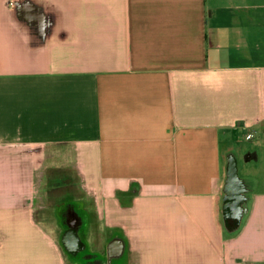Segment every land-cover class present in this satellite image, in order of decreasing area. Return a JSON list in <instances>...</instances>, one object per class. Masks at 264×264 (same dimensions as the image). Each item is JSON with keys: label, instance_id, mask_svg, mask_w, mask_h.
<instances>
[{"label": "crops", "instance_id": "1", "mask_svg": "<svg viewBox=\"0 0 264 264\" xmlns=\"http://www.w3.org/2000/svg\"><path fill=\"white\" fill-rule=\"evenodd\" d=\"M263 2L0 0V264H70L40 214L55 157L112 264H264Z\"/></svg>", "mask_w": 264, "mask_h": 264}, {"label": "water", "instance_id": "2", "mask_svg": "<svg viewBox=\"0 0 264 264\" xmlns=\"http://www.w3.org/2000/svg\"><path fill=\"white\" fill-rule=\"evenodd\" d=\"M254 155L249 153L244 155V161H249ZM241 177L238 176V167L233 162L227 172L225 181V213L236 217L235 223H239L245 211L242 197L244 189L241 187ZM240 183V187H239ZM241 191H240V190ZM243 200V201H242ZM66 205L72 208L75 212L71 213V227L60 222L63 230L60 235V244L68 257L79 264H112L113 260L121 258L125 253V241L119 236H112L106 242L105 254L95 253L89 249L88 242L85 238V228L88 222V213L84 209H79L75 201H67ZM58 216L61 215L58 210Z\"/></svg>", "mask_w": 264, "mask_h": 264}, {"label": "rangeland", "instance_id": "3", "mask_svg": "<svg viewBox=\"0 0 264 264\" xmlns=\"http://www.w3.org/2000/svg\"><path fill=\"white\" fill-rule=\"evenodd\" d=\"M242 159L244 160V158ZM71 162L72 159L69 161L68 157H55L54 165L56 167L49 166V168L42 174L43 183L45 184L41 186L40 191H42L41 194L43 193L44 195L42 199L41 197L39 198V202L43 201L45 208L41 209L43 211H41L40 214H52V212L57 214V204L64 199L66 202H78L81 205V209L84 210L85 208L88 209V207L90 209L93 205H90V203H93L94 201L93 198L88 197V194L87 197L84 195L81 188V182ZM240 165L242 164L239 163V166L237 165L238 169H240ZM86 229L87 226L84 233H86ZM89 249L95 251L91 244L89 245ZM70 264L79 263L71 260Z\"/></svg>", "mask_w": 264, "mask_h": 264}, {"label": "flooded vegetation", "instance_id": "4", "mask_svg": "<svg viewBox=\"0 0 264 264\" xmlns=\"http://www.w3.org/2000/svg\"><path fill=\"white\" fill-rule=\"evenodd\" d=\"M239 187H240V183H239ZM240 190V189H239ZM243 197V196H242ZM77 203V202H76ZM78 210L81 209V205L79 203L76 204ZM63 212H64V215H63V218H62V222L66 225V226H69L71 227V213L73 212V214L75 215V212L74 210L66 205L64 208H63ZM232 221H236L235 219H232ZM62 230H63V227H62Z\"/></svg>", "mask_w": 264, "mask_h": 264}, {"label": "trees", "instance_id": "5", "mask_svg": "<svg viewBox=\"0 0 264 264\" xmlns=\"http://www.w3.org/2000/svg\"><path fill=\"white\" fill-rule=\"evenodd\" d=\"M78 203V202H77ZM76 203V204H77ZM66 206V200L64 199V200H62V201H60V203H58L57 204V213H58V210L60 211V213H61V215L60 216H58V221L59 222H62V218H63V215H64V212H63V208ZM58 215V214H57ZM225 223H226V225H230V223H232V220L231 221H229L228 219H225ZM235 223V222H234ZM61 224V223H60ZM228 227H231V226H228ZM232 228H233V226H232ZM235 229H237V227H234V229H232V230H235Z\"/></svg>", "mask_w": 264, "mask_h": 264}, {"label": "built area", "instance_id": "6", "mask_svg": "<svg viewBox=\"0 0 264 264\" xmlns=\"http://www.w3.org/2000/svg\"><path fill=\"white\" fill-rule=\"evenodd\" d=\"M252 135L251 134H247L246 135V138L248 139V138H250Z\"/></svg>", "mask_w": 264, "mask_h": 264}]
</instances>
